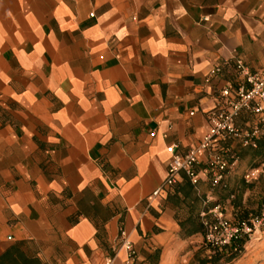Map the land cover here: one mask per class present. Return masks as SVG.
<instances>
[{"label":"crops","instance_id":"crops-1","mask_svg":"<svg viewBox=\"0 0 264 264\" xmlns=\"http://www.w3.org/2000/svg\"><path fill=\"white\" fill-rule=\"evenodd\" d=\"M237 59L264 67V0H0V264H125L122 230L133 264H196L204 222L236 211L260 158L232 139L226 187L200 163L196 184L153 192L166 145L198 144L242 82Z\"/></svg>","mask_w":264,"mask_h":264},{"label":"built area","instance_id":"built-area-1","mask_svg":"<svg viewBox=\"0 0 264 264\" xmlns=\"http://www.w3.org/2000/svg\"><path fill=\"white\" fill-rule=\"evenodd\" d=\"M234 69L242 82L238 85L227 84L218 91L215 106L207 113L208 130L198 144L183 153L177 150V145L174 143L166 145V151L170 155L166 176L153 195H157L164 187L173 185L180 172H184L190 182L196 184L199 179L200 163L205 164L213 184L224 179L228 169L236 161V156L230 154L224 143L234 137L240 136L243 146L252 148L257 146L256 139L264 131V67L251 71L241 59H237ZM220 70V66L213 67L208 78L217 75ZM242 112L251 113L256 118V123L250 128H241L237 125V118ZM163 137L166 138L167 133H163ZM257 176L264 179V161L249 170L244 175V179L250 181ZM212 213L215 222H204L206 228L204 236L211 244L226 243L232 238L239 237L241 233L246 234L250 239L255 228L264 226V209L259 216L251 219L252 227L245 223L234 226L218 205L213 208ZM120 244L126 251L125 264H133L136 250L123 230L120 231ZM112 263L113 258H106L103 264Z\"/></svg>","mask_w":264,"mask_h":264},{"label":"trees","instance_id":"trees-1","mask_svg":"<svg viewBox=\"0 0 264 264\" xmlns=\"http://www.w3.org/2000/svg\"><path fill=\"white\" fill-rule=\"evenodd\" d=\"M242 114V113H241ZM240 127V126H239ZM243 128V127H241ZM261 137V136H260ZM256 139L257 146L252 148L250 154L259 157L258 163L248 167L243 173L242 178L236 179L233 182V187H237L239 193H233V196L229 199V204L233 207L234 211L231 216L225 217L234 225L245 223L252 227L251 219L259 216L264 209V179L261 176H257L250 181L244 179V175L251 169L256 168L264 161V135L262 138ZM240 136L234 137L233 141ZM232 140V139H231ZM229 142V141H227ZM226 187L224 179L213 184V186L220 185ZM244 188H250L253 191V201L248 200L244 205H241V195ZM208 222H215V217L207 219ZM203 228V240L201 246L195 253L196 264H229L239 259L242 255L245 244L249 240L248 236L241 233L239 237L232 238L228 242L223 244H211L205 239V226Z\"/></svg>","mask_w":264,"mask_h":264},{"label":"rangeland","instance_id":"rangeland-1","mask_svg":"<svg viewBox=\"0 0 264 264\" xmlns=\"http://www.w3.org/2000/svg\"><path fill=\"white\" fill-rule=\"evenodd\" d=\"M229 264H264V226L253 230L240 258Z\"/></svg>","mask_w":264,"mask_h":264}]
</instances>
